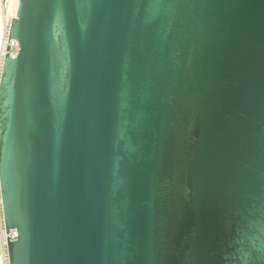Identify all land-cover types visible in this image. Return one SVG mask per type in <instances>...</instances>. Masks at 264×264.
<instances>
[{
    "label": "water",
    "instance_id": "water-1",
    "mask_svg": "<svg viewBox=\"0 0 264 264\" xmlns=\"http://www.w3.org/2000/svg\"><path fill=\"white\" fill-rule=\"evenodd\" d=\"M8 39V264H264V0H19Z\"/></svg>",
    "mask_w": 264,
    "mask_h": 264
},
{
    "label": "built area",
    "instance_id": "built-area-1",
    "mask_svg": "<svg viewBox=\"0 0 264 264\" xmlns=\"http://www.w3.org/2000/svg\"><path fill=\"white\" fill-rule=\"evenodd\" d=\"M16 2V0H0V31L4 33V48L1 54V62H0V69L3 63L4 56L6 53H9V55L13 58H15L19 52V44L15 40L8 41V34H9V28L12 22V19H14L12 16L9 15V8L11 7L12 3ZM19 5V0H18ZM0 211H1V198H0ZM7 236L11 240H15L17 233L16 230H11L10 233L7 235L5 233L3 220L1 219L0 222V246L1 250L3 249L6 253V245H7Z\"/></svg>",
    "mask_w": 264,
    "mask_h": 264
},
{
    "label": "bare ground",
    "instance_id": "bare-ground-1",
    "mask_svg": "<svg viewBox=\"0 0 264 264\" xmlns=\"http://www.w3.org/2000/svg\"><path fill=\"white\" fill-rule=\"evenodd\" d=\"M17 11H18V0L12 3L11 7L9 8V15L15 18L17 15ZM3 48H4V33L0 31V62H1V54ZM0 222H1V214H0ZM0 264H8L7 255L3 249L0 251Z\"/></svg>",
    "mask_w": 264,
    "mask_h": 264
},
{
    "label": "rangeland",
    "instance_id": "rangeland-1",
    "mask_svg": "<svg viewBox=\"0 0 264 264\" xmlns=\"http://www.w3.org/2000/svg\"><path fill=\"white\" fill-rule=\"evenodd\" d=\"M0 214H1V211H0Z\"/></svg>",
    "mask_w": 264,
    "mask_h": 264
}]
</instances>
